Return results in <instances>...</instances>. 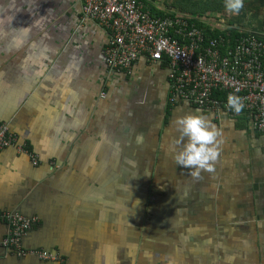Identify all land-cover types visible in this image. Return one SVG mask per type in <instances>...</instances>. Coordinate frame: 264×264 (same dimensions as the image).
Instances as JSON below:
<instances>
[{"label": "crops", "instance_id": "obj_1", "mask_svg": "<svg viewBox=\"0 0 264 264\" xmlns=\"http://www.w3.org/2000/svg\"><path fill=\"white\" fill-rule=\"evenodd\" d=\"M141 2L264 37V0L239 15L225 0ZM110 37L83 0H0V125L16 138L0 151V211L32 220L24 249L58 258L0 247V264H264V132L171 100L166 60L111 69ZM187 114L220 132L215 171L199 178L173 159ZM9 229L0 220V240Z\"/></svg>", "mask_w": 264, "mask_h": 264}, {"label": "built area", "instance_id": "obj_2", "mask_svg": "<svg viewBox=\"0 0 264 264\" xmlns=\"http://www.w3.org/2000/svg\"><path fill=\"white\" fill-rule=\"evenodd\" d=\"M84 14L111 30L106 61L114 70L130 71L140 58L166 60L170 67L171 100L191 102L216 110L228 106L230 94L243 98L245 115L253 129L264 132V38L240 32L209 37L195 19L183 13L155 16L141 0H83ZM16 138L8 124L0 125V151L13 146ZM23 152L25 149H22ZM9 233L0 247L15 249L21 256L57 260L43 250H26L22 240L32 220L19 213L0 211Z\"/></svg>", "mask_w": 264, "mask_h": 264}, {"label": "clouds", "instance_id": "obj_3", "mask_svg": "<svg viewBox=\"0 0 264 264\" xmlns=\"http://www.w3.org/2000/svg\"><path fill=\"white\" fill-rule=\"evenodd\" d=\"M244 6L245 0H225V9L231 14L239 15ZM232 30L234 29L221 32L229 33ZM234 31L244 32L236 29ZM228 106L237 114L245 107L243 98L232 94L228 96ZM175 124L177 130L181 133V138H187V142L180 151L176 152L175 148L172 149L175 152L173 157L175 163L189 169L190 175L194 178H199L201 171L214 172L215 163L220 156V141L218 140L220 132L216 126L212 125L203 116L195 114L178 117ZM142 142L143 136H138L137 143Z\"/></svg>", "mask_w": 264, "mask_h": 264}, {"label": "trees", "instance_id": "obj_4", "mask_svg": "<svg viewBox=\"0 0 264 264\" xmlns=\"http://www.w3.org/2000/svg\"><path fill=\"white\" fill-rule=\"evenodd\" d=\"M197 13V12H196ZM202 13H200V15H201ZM162 17H164V15L162 16ZM195 22L197 23V25L199 26V27H201V28H203V29H205V32L207 33V36H208V38L209 37H218L219 36V33H222V32H219V31H214L212 28H210V27H207L204 23H202L201 21H199V20H195ZM229 34H231L233 37H237V36H239L240 35V33L239 32H236V31H234V30H232V31H230L229 32ZM222 35H224L225 37H226V34L224 33V34H222ZM172 98V94L170 95V99ZM196 106V105H195ZM197 107V106H196ZM239 114H244L245 115V112L244 111H241ZM246 116V115H245ZM245 118H247V119H245L246 121H244V123H245V125L248 123L249 124V119H248V117L246 116ZM247 124V125H248Z\"/></svg>", "mask_w": 264, "mask_h": 264}, {"label": "rangeland", "instance_id": "obj_5", "mask_svg": "<svg viewBox=\"0 0 264 264\" xmlns=\"http://www.w3.org/2000/svg\"><path fill=\"white\" fill-rule=\"evenodd\" d=\"M180 4H182V3H180ZM176 6V5H175ZM180 6V5H179ZM182 12V11H181ZM154 231V230H153ZM156 231H158V230H156ZM153 235H155V238L157 239V234L154 232V234ZM153 241H157V240H153Z\"/></svg>", "mask_w": 264, "mask_h": 264}, {"label": "water", "instance_id": "obj_6", "mask_svg": "<svg viewBox=\"0 0 264 264\" xmlns=\"http://www.w3.org/2000/svg\"><path fill=\"white\" fill-rule=\"evenodd\" d=\"M14 211V210H13ZM13 213H19V214H22L21 211H14Z\"/></svg>", "mask_w": 264, "mask_h": 264}]
</instances>
